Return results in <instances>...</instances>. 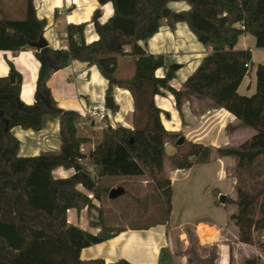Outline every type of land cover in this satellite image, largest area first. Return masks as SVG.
I'll use <instances>...</instances> for the list:
<instances>
[{"label":"trees","instance_id":"obj_1","mask_svg":"<svg viewBox=\"0 0 264 264\" xmlns=\"http://www.w3.org/2000/svg\"><path fill=\"white\" fill-rule=\"evenodd\" d=\"M96 1L99 5L110 3L112 12L102 21L100 8L93 10L89 22L95 39L86 41L84 37L87 22L68 23L65 47L35 48L39 67L31 105L19 99L22 75L11 61L7 62V74L0 76V264H55L65 250L99 243L119 232L120 228L100 224L97 233H90L67 221L68 209L79 211L94 206L87 193L96 200L108 193L111 186L101 181L104 177L145 174L169 214L172 189L163 169L164 143L167 138L175 142L181 134L166 130L161 122V110L154 97L162 90L173 96L178 111L192 98L209 99L238 120L228 130L244 127L254 131L238 145L214 149L183 137L168 159L174 168L183 169L208 163L213 151L218 156H231L235 161L236 197L230 201L236 210L229 220L237 226L239 241H256L264 251V237L255 240L254 236L264 229V64L256 65L255 91L239 94L237 88L248 73L245 64L251 63V51L234 49L238 36L244 33L254 36L256 47L264 48V0ZM170 1H185L188 8L167 21L185 22L202 46L210 48L178 88L170 84L174 77L172 65H165L162 54L147 53L142 45L158 31L161 10ZM44 26L45 20L36 15L33 0H25V13L19 19L2 16L0 8V50L15 53L30 46L42 35ZM119 56L131 57L132 73L126 78L115 75ZM73 59L97 68L107 80V95L116 85L127 89L133 102L131 125L100 128L99 140L87 153L81 151V146L92 140L77 134L76 123L81 116L57 106L47 85L51 74ZM158 68H165L163 75L155 74ZM46 118L58 120L59 150L17 155L19 143L10 129L19 126L39 130ZM84 159L92 165L93 174ZM59 166L74 172L54 177L52 170ZM77 185L86 192L78 190ZM78 264L130 262L124 258L112 262L91 258Z\"/></svg>","mask_w":264,"mask_h":264},{"label":"crops","instance_id":"obj_2","mask_svg":"<svg viewBox=\"0 0 264 264\" xmlns=\"http://www.w3.org/2000/svg\"><path fill=\"white\" fill-rule=\"evenodd\" d=\"M33 4L36 15L45 20L42 35L47 41V46L51 48L66 46V25L68 23L87 22L84 37L86 41L95 39L97 35L93 30L92 23L89 22L93 10L97 7L103 10L102 21L112 12L110 3L99 5L96 0H33ZM73 5L72 10L62 13L64 19L63 23L60 22L58 11H61L62 8L69 9ZM166 7L176 13L187 9L188 4L185 1H170ZM142 45L147 53L162 54L165 65H168L166 63L168 58L179 65L178 69H174V77L170 81L171 86L175 88H178L181 82L195 69L202 57L210 52V48L202 46L185 22L169 23L167 19L163 18L160 21L158 31L145 42H142ZM34 49V47H31V50L23 48L15 53L9 50H0V76L7 74V62L11 61L22 75L19 99L26 105H31L34 101L33 94L39 67ZM234 49H249L251 51L248 73L242 78L237 88L239 94L250 95L255 91L256 65L264 64V59L259 57L264 56L261 54L264 52H260L264 51V48L256 47L254 36L250 33H244L238 36ZM118 61L122 64L127 63V66L132 65L130 56H119L117 63ZM32 66H34V72ZM164 72L165 68H158L155 74L161 76ZM47 85L57 106L76 112L107 95V80L98 72L97 68L76 59L53 72L47 80ZM108 95L113 97L115 108L119 106V111L115 114L113 112L108 122L111 125L130 126L133 106L130 92L127 89L112 85ZM154 100L161 110L160 119L166 130L180 133L188 140L209 145L213 149L218 146L238 145L248 140L254 133L251 128L244 127L228 130V127L234 126L238 120L226 109L216 107L209 99L192 98L182 104L180 111L175 107L173 96L166 90L155 95ZM85 125L84 119L76 123L77 134L79 129L90 130L91 132L99 128L96 124L93 127L90 126V129ZM10 134L18 140L17 155L19 156H32L59 150L58 120L56 118L45 120L43 127L39 130L14 126L10 129ZM90 137L92 142L81 146L83 153H87L93 147L94 141L92 136ZM164 151L163 169L166 176L171 180L172 189L169 221H163L160 218L155 223L146 226H120L112 224L114 218L110 214L108 217L109 224L106 226L120 228L119 232L105 241L87 247L67 249L55 264H78L80 260L91 258H102L105 262L124 258L130 264H168L164 254L167 252L169 234L177 229L181 230L185 226H192L195 232H198L199 225L212 228L213 236L209 240L210 242L205 241L213 243L217 247V255L212 264H230V250L222 241L223 237L225 239L222 231L226 229V226L232 227L235 230V237L238 239L237 226L229 220V215L235 212L236 205L230 201L227 207L220 202L217 203L216 197L220 193L225 194V199L234 200L236 197L235 177L232 175L234 159L231 156H218L213 151L208 163L197 164L199 167H206L209 163L214 162L218 165L219 177L229 181V189H218L215 196L210 192L209 185L202 181L206 173L209 172L208 168L200 169L199 174L195 175L194 181L188 184H178L183 180V177H179L183 169H176L167 164L168 156L175 152L174 142H171L170 138H167L164 143ZM83 162L88 171L92 173V165L87 159H84ZM193 167L191 166L189 169L191 170ZM73 172L74 170L71 168L59 166L52 170V175L54 177H67ZM121 179L128 181L132 187L133 185L138 187L139 193L146 194L148 191L158 193L153 184L152 187H149L148 183L151 180L145 178L144 175L122 177ZM106 182L112 183L115 180H107ZM76 187L78 190L86 192L81 185ZM87 194L92 199L94 206L91 208L84 207L79 211L73 208L68 209L66 212L67 221L85 231L97 233L100 230V224H104L102 222L104 216L103 197L96 200L91 193ZM194 204L204 206L202 213L189 211L191 208L194 209ZM220 207L223 209L224 216L218 219L215 211L218 209L222 212ZM157 211L158 209L155 212L157 213ZM174 215L176 217L172 219ZM236 243L247 244L239 241V239Z\"/></svg>","mask_w":264,"mask_h":264},{"label":"rangeland","instance_id":"obj_3","mask_svg":"<svg viewBox=\"0 0 264 264\" xmlns=\"http://www.w3.org/2000/svg\"><path fill=\"white\" fill-rule=\"evenodd\" d=\"M0 8L2 12V16L8 18L19 19L24 16L25 13V0H0ZM74 8V5L69 9L62 8L61 11H58L59 21L63 23L64 14L67 11H70ZM102 15L103 10L101 9ZM101 15V16H102ZM101 20V17H100ZM63 28V26H62ZM25 49H30L31 46L24 47ZM35 50V49H34ZM263 50V49H260ZM35 52V51H34ZM264 52V51H260ZM264 54V53H261ZM260 59H264V56H259ZM168 65L173 64L170 58L167 59L166 62ZM259 63V62H258ZM116 77L126 78L132 73V65L127 66V63L122 64L118 61L116 65ZM32 70L34 72V66H32ZM129 73V74H128ZM126 75V76H124ZM244 90V89H243ZM119 111V106H116L114 109V114ZM83 120V118H81ZM80 119V120H81ZM45 120H52V118H46ZM77 123H79V121ZM86 121V125L89 129L90 126H94V123H91L89 119H84ZM80 126V124H78ZM78 135L82 136H92L94 143L99 140L100 136V128L95 129L94 131H84V129H79ZM171 142H174L173 139H170ZM91 149V148H90ZM89 149V150H90ZM88 150V151H89ZM87 151V152H88ZM168 165H171L170 161H167ZM194 166L191 170L188 168H183L182 173L179 177H183L182 182L178 184H184L194 181L195 175L199 174V170L202 168H208L209 172L206 173L205 177L202 181L205 184L209 185L210 192L216 196V192L218 189L224 188L229 189V181L225 178L219 177L218 174V165L214 162L209 163L206 167H199V165ZM191 167V166H190ZM93 174V171H92ZM204 175V173H202ZM232 175L235 177L234 170H232ZM246 177L245 174L242 175ZM144 177L149 179L148 176L144 174ZM122 177H104L101 179L103 183L107 180H115L112 183H105L108 186L117 187L121 186L124 189V193L117 196L114 199L108 198V193L103 197V213L102 222L105 225L109 224L108 217L109 215H113V225L120 226H146L149 224H153L158 219H162L163 221H169L168 214L165 213L164 204L162 202L161 196L158 193H152L148 191L146 194L139 193V188L131 186L128 181H124L121 179ZM236 181V178H235ZM249 181L247 182V184ZM153 183L149 182V187H152ZM246 184V186H247ZM110 188V187H109ZM220 195H225L224 193H220L216 197V202H220ZM222 203V202H220ZM225 206H229L230 200L227 198L224 203ZM195 206L189 210L190 212L202 213L201 211L204 209V206L200 204H194ZM109 206V207H107ZM110 208V209H108ZM158 209L157 213L155 212ZM222 212L217 209L216 215L218 219L224 216L223 209L220 207ZM176 216L174 215L172 219ZM171 220V219H170ZM222 233L225 236L222 238L223 242L228 246L230 250L229 263L230 264H264V251L258 246L256 241L252 244H241L236 243L238 239H236L235 230L232 227L226 226V229H223ZM213 236L212 228H206L203 225L201 227L198 226V232H195V229L192 226H185L181 230L172 231L169 234V241L167 240V252L164 254L166 256V262L168 264H212L214 263L215 256L217 255V247L213 243H209ZM255 240L262 239L264 237V229L254 233ZM168 238V237H167ZM209 241V242H205ZM163 256V257H165Z\"/></svg>","mask_w":264,"mask_h":264},{"label":"water","instance_id":"obj_4","mask_svg":"<svg viewBox=\"0 0 264 264\" xmlns=\"http://www.w3.org/2000/svg\"><path fill=\"white\" fill-rule=\"evenodd\" d=\"M175 12H172L169 8H167L166 6L162 8L161 10V18L163 19H168L170 17L175 16ZM29 45L31 47L37 48V49H41L45 46H47V41L45 40V38L43 37V35H41L38 40L34 41V42H30ZM173 69H178L179 65L178 64H171ZM105 104L107 107L113 108L114 107V102H113V97L111 95H106L104 98ZM46 104L48 105V101H45ZM21 104V103H20ZM6 129V128H5ZM183 141V136H179L175 142L174 145H179L181 144ZM124 192L123 188L121 186H117V187H112L109 189L108 191V198L109 199H114L117 196H119L120 194H122ZM225 201V195H220V202L224 203Z\"/></svg>","mask_w":264,"mask_h":264},{"label":"built area","instance_id":"obj_5","mask_svg":"<svg viewBox=\"0 0 264 264\" xmlns=\"http://www.w3.org/2000/svg\"><path fill=\"white\" fill-rule=\"evenodd\" d=\"M245 66L249 68L248 63ZM77 112L81 118L89 119L91 123L96 124L99 128L111 125L108 120L113 115V109L106 106L104 99L93 101Z\"/></svg>","mask_w":264,"mask_h":264},{"label":"bare ground","instance_id":"obj_6","mask_svg":"<svg viewBox=\"0 0 264 264\" xmlns=\"http://www.w3.org/2000/svg\"><path fill=\"white\" fill-rule=\"evenodd\" d=\"M80 109V108H79Z\"/></svg>","mask_w":264,"mask_h":264}]
</instances>
